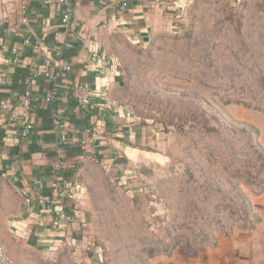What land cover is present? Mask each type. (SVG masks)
Listing matches in <instances>:
<instances>
[{
	"label": "rangeland",
	"instance_id": "374dc122",
	"mask_svg": "<svg viewBox=\"0 0 264 264\" xmlns=\"http://www.w3.org/2000/svg\"><path fill=\"white\" fill-rule=\"evenodd\" d=\"M158 3L147 41L109 46L134 151L89 171L93 219L73 250L30 246L0 215L12 264H78L86 236L89 264H197L221 247L224 264H264V0Z\"/></svg>",
	"mask_w": 264,
	"mask_h": 264
},
{
	"label": "crops",
	"instance_id": "0c3cea01",
	"mask_svg": "<svg viewBox=\"0 0 264 264\" xmlns=\"http://www.w3.org/2000/svg\"><path fill=\"white\" fill-rule=\"evenodd\" d=\"M71 1L73 12L63 26L56 0H0V73L10 81L6 85L0 80V102H9L6 110L0 109V215L7 233L40 249L68 246L73 250L93 219L86 187L89 171L96 165L111 169L134 151L140 137L130 126L132 114L126 106L110 104L117 101V85L122 84L110 55L111 41L123 37L133 43L147 41L167 14L154 0H127L124 8H120L121 0ZM65 41L72 46L65 48ZM14 54L17 61H13ZM45 61L68 62L71 70L55 80L45 78L32 67ZM100 66L106 68L105 75L97 72ZM79 85L91 93L88 105L75 98ZM25 90L37 97L29 106L22 104ZM53 90L54 99L44 101ZM58 108L64 109L58 119L65 121L67 134L61 166L54 153L60 133L54 123ZM25 112L32 117L33 130L23 138L18 135L19 125L10 118L18 120ZM11 129H15L12 137L3 140ZM60 177L75 185V196L64 207L72 221L51 229L52 207L26 202L37 195L54 197L50 183ZM85 239L79 244L90 248L77 254L78 264H89L96 252L89 246V237ZM225 248L207 253L212 262L205 254L197 264L226 263L233 258V250Z\"/></svg>",
	"mask_w": 264,
	"mask_h": 264
},
{
	"label": "built area",
	"instance_id": "2783aa9c",
	"mask_svg": "<svg viewBox=\"0 0 264 264\" xmlns=\"http://www.w3.org/2000/svg\"><path fill=\"white\" fill-rule=\"evenodd\" d=\"M158 3L159 0H154ZM56 2L60 5V13H61V24L63 26L68 25L69 20L71 18L73 12V5L71 0H56ZM127 3V0H121L120 8H124ZM25 4L21 5V11L24 12ZM102 28L109 29L105 25H101ZM25 43H28V40H25ZM65 48L71 47L72 43L70 41H65L63 43ZM35 48H37L35 46ZM58 54V53H57ZM18 55L14 54L13 61H17ZM34 71L42 74L45 78L55 80L60 78L64 75V72H68L71 70V65L68 62L58 64L53 63L51 64L48 61L42 63H34L33 64ZM97 72L100 75L106 74V68L104 66H100L97 69ZM0 80L4 82V84L9 85L10 81L5 73H0ZM55 90L51 91L50 93L46 94L43 99L44 101H52L54 99ZM75 98L77 102L81 105H88L90 103L91 93L89 89L84 85H79L75 91ZM24 99L22 104L25 106H29L30 101L37 97L32 96L29 90H25ZM8 101H1L0 102V109L6 110L8 108ZM111 106L118 107L120 103L116 100L111 101ZM64 114V109L58 108L55 111V118L54 123L57 125L60 133L58 139L54 145V153L57 158L58 164L61 166L63 165V149L67 142V134L65 133L64 129L66 127V123L63 120L58 119V116H62ZM10 121L19 125L17 129L18 135L20 137H29L32 130H33V120L29 112H25L21 115V117L16 120L13 117L10 118ZM15 132V129H11L7 131L3 137V140L10 139ZM51 189L55 192L54 197H48L43 195H37L36 197H32L30 200H27V204L31 203L33 200L37 203L40 207H52L54 216L50 221V228L51 229H58L62 224H68L72 221L71 213L65 212V202L66 200H72L75 196V185L73 182L64 177L57 178L56 180L50 183ZM0 264H12V259L10 255L6 252V250L0 246ZM231 264V263H228Z\"/></svg>",
	"mask_w": 264,
	"mask_h": 264
}]
</instances>
